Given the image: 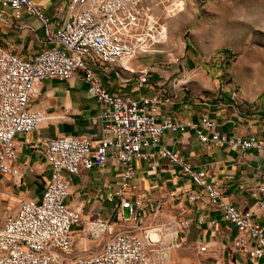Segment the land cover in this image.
Returning a JSON list of instances; mask_svg holds the SVG:
<instances>
[{
	"label": "built area",
	"instance_id": "obj_1",
	"mask_svg": "<svg viewBox=\"0 0 264 264\" xmlns=\"http://www.w3.org/2000/svg\"><path fill=\"white\" fill-rule=\"evenodd\" d=\"M63 3L64 14L51 30L48 17L33 0H0L14 18L22 11L33 14L41 22L48 42L30 58L0 45V179L9 176L13 184L20 183L14 136L35 129L46 117L43 111L28 106L42 78L76 75L83 79L98 103L96 116L101 134L95 141L81 134H59L41 141L50 173L38 199L20 197L1 218L0 264H168L170 252L179 244L178 232L188 225V219L170 217L142 224L136 220L134 202L127 197L133 160L151 155L145 149L156 145L158 154L177 163L193 185L186 198L206 200L219 210L222 220L235 226L233 247L240 249L250 239L247 254L254 259L264 257V226L253 213L225 201L220 187L206 180L203 171L191 169L174 151L159 144V137L165 128L190 127L201 142L258 150L264 149V142L251 134H207L204 129L213 127L215 121L206 115L196 120L173 121L165 117L156 121L154 114L167 100L166 95L158 92L131 96L104 86L91 64H115L136 73L138 84L146 82L148 67L135 68L130 60L157 52L164 40V26L150 0H60L56 12ZM174 5L166 11L170 12ZM24 139L30 147L35 146ZM106 162L121 166L119 186L107 193L109 201L116 198L119 218H81L75 208L64 202L68 176ZM263 193L264 179L249 190L257 208H264ZM123 209L128 213L126 223ZM73 225H78L77 231ZM205 247L200 244L198 250Z\"/></svg>",
	"mask_w": 264,
	"mask_h": 264
},
{
	"label": "crops",
	"instance_id": "obj_2",
	"mask_svg": "<svg viewBox=\"0 0 264 264\" xmlns=\"http://www.w3.org/2000/svg\"><path fill=\"white\" fill-rule=\"evenodd\" d=\"M33 2L48 17L54 30L64 14L65 3L56 12L60 0ZM0 14V45L6 50L30 58L48 45L42 24L33 14L22 11L14 18L10 8L1 5ZM184 54L183 61L171 64H164L153 54L131 59L130 64L135 68L148 67L146 82L142 84L137 83L136 73H129L118 65L94 63L91 67L109 90L131 96L158 92L166 95L167 100L154 114L156 121L165 117L173 121L196 120L206 115L215 121L213 127L204 129L207 134L213 131L226 137L251 134L264 142V97H230L228 83L220 77L211 78L206 64L198 62L193 54ZM28 106L43 111L46 117L35 129L14 136L20 183L13 184L9 176L0 179V198L7 196L12 206L20 197L38 199L42 194L50 173L41 148L43 139L59 134H81L95 141L101 134V123L96 116L98 103L79 76L42 78ZM24 138L35 146L30 147ZM159 144L174 151L191 169L203 171L206 180L221 188L225 201L239 210H250L264 226V208H257L249 195V190L264 179V149L201 142L190 127L163 129ZM158 148L157 145L147 147L145 151L151 155L133 160L134 173L128 180L127 197L134 202L136 220L142 224L170 217L188 219V225L178 232L179 244L170 252L168 264H264L263 256L254 259L247 254L245 248L252 242L250 239L240 249L233 247L236 228L220 218L217 208L206 200L186 198L193 185L177 163L158 154ZM120 170L121 166L113 162L79 169L68 176L64 202L75 208L81 218H119L114 205L116 198L109 201L107 193L119 186ZM123 218L126 223L128 213ZM72 228L77 231L78 225ZM203 243L205 250H198V245Z\"/></svg>",
	"mask_w": 264,
	"mask_h": 264
},
{
	"label": "rangeland",
	"instance_id": "obj_3",
	"mask_svg": "<svg viewBox=\"0 0 264 264\" xmlns=\"http://www.w3.org/2000/svg\"><path fill=\"white\" fill-rule=\"evenodd\" d=\"M150 3L164 26V40L153 57L180 63L188 52L210 68L211 78L228 83L232 97H264V0ZM172 3L175 8L166 11ZM13 206L7 196L0 198V220Z\"/></svg>",
	"mask_w": 264,
	"mask_h": 264
}]
</instances>
